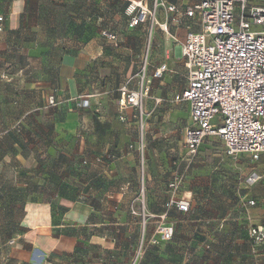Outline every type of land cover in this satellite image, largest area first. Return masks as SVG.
<instances>
[{
  "label": "crops",
  "instance_id": "crops-1",
  "mask_svg": "<svg viewBox=\"0 0 264 264\" xmlns=\"http://www.w3.org/2000/svg\"><path fill=\"white\" fill-rule=\"evenodd\" d=\"M140 1L154 8V0ZM201 1L158 0L164 6L156 23L167 24L168 32L153 29L151 71L161 65L168 71L152 80L145 103L141 179L136 111H120L117 92L144 54L149 23L128 27L127 0H0V55L10 58L8 79L16 80L0 103L15 110L7 124L25 127L24 156L33 162L22 172L19 199L7 192L6 205L21 208L12 250L23 262L36 251L73 264H132L141 248L137 264H264V244L252 247L249 236L251 227L264 226V157L233 159L217 136L207 137L193 158L184 146L187 103L175 101L187 86L181 43L201 30L185 16ZM249 6L264 8V0ZM104 31L117 42L102 37ZM59 46L70 48L48 52ZM178 77L186 81L176 89ZM188 118L191 125L189 105ZM252 171L263 178L249 187L244 179ZM178 173L184 182L175 194L169 185ZM141 197L151 215L145 232L130 210ZM173 198L188 201L190 210L167 208ZM164 215L174 238L155 244Z\"/></svg>",
  "mask_w": 264,
  "mask_h": 264
},
{
  "label": "built area",
  "instance_id": "built-area-1",
  "mask_svg": "<svg viewBox=\"0 0 264 264\" xmlns=\"http://www.w3.org/2000/svg\"><path fill=\"white\" fill-rule=\"evenodd\" d=\"M126 14L128 27L134 29L149 23L150 33L145 51L132 68L126 84L120 89L117 106L120 111L132 108L136 111L133 119L137 123L139 139L136 150L144 161L146 149V112L145 103L150 94L152 80L162 79L168 71L166 65L151 71V35L156 25L158 0L150 9L143 1L127 0ZM174 12L176 7H167ZM185 16L196 20L200 31L189 32L181 43L186 61L187 86L183 93L175 98L176 102H186L190 108L191 125L184 129V146L187 154L193 158L204 140L217 136L224 144L227 156L237 159L244 155L252 161L264 157V8L250 7L249 0H202L190 7ZM177 23L179 21H176ZM4 17L0 16V32L3 31ZM168 32L167 24L158 25ZM102 36L117 42V36L108 31ZM50 105L55 104L53 97ZM86 106L82 102V107ZM121 121L127 119L122 116ZM131 148H135L131 146ZM262 175L252 171L244 182L252 187L262 180ZM184 182V175L177 174L170 183L176 194ZM140 208L137 210L136 204ZM249 201L247 206H254ZM167 208L176 207L180 212H188L190 203L171 199ZM131 213L140 217L142 231L145 232L151 215L148 214L144 199H135L130 207ZM160 217L155 235L156 244L171 242L174 227ZM254 246L264 243V226L249 229ZM143 243H141V246ZM141 248L132 264H137Z\"/></svg>",
  "mask_w": 264,
  "mask_h": 264
},
{
  "label": "rangeland",
  "instance_id": "rangeland-1",
  "mask_svg": "<svg viewBox=\"0 0 264 264\" xmlns=\"http://www.w3.org/2000/svg\"><path fill=\"white\" fill-rule=\"evenodd\" d=\"M48 52L50 50L56 49L57 53L65 48H70L69 46L63 47H47ZM8 55H0V97H5L8 87H12L11 84L16 80L10 81L8 79V74L12 71L9 66ZM57 63V62H56ZM48 63H43L41 69L46 67ZM117 77L113 75L112 85L114 87L115 83L118 82ZM186 81V79L178 77L173 79V85L176 89L180 88L181 82ZM110 88V87H109ZM2 93L4 96H2ZM120 89L117 94L119 95ZM1 99V98H0ZM117 99V98H116ZM8 104V103H7ZM6 103H0V115H2L3 124H0V264H73L70 260L53 259V257H48L43 254H39L36 251H32L28 255V262L25 263L22 260L23 256L13 253L12 248H16L18 239L14 237L18 218L21 215V208L19 204H11L9 206L7 203V192L14 193L15 199H19L18 196L23 194V181L22 172L29 171L33 168V162L25 157L28 153L27 149L24 147L25 140L23 137L25 127L21 124L18 126H11L7 124L9 116L15 115V110L11 109ZM53 106V105H52ZM186 127L189 126L188 118V105L186 104ZM148 144L146 138V145ZM27 146V145H25ZM148 146H146L144 161L140 158V171L139 175L141 179L145 177V157ZM187 157V156H186ZM12 190H14L12 192ZM19 194V195H18ZM8 208V209H7ZM25 255V254H24ZM82 264V263H80Z\"/></svg>",
  "mask_w": 264,
  "mask_h": 264
},
{
  "label": "trees",
  "instance_id": "trees-1",
  "mask_svg": "<svg viewBox=\"0 0 264 264\" xmlns=\"http://www.w3.org/2000/svg\"><path fill=\"white\" fill-rule=\"evenodd\" d=\"M102 37H103V36H102ZM119 96H120V93H119ZM263 244H264V243H263ZM263 244H261V245H263ZM251 245H252V247H254V248L261 246V245H259V246H254L253 243H252V241H251Z\"/></svg>",
  "mask_w": 264,
  "mask_h": 264
}]
</instances>
